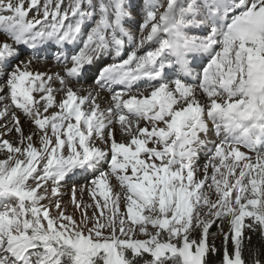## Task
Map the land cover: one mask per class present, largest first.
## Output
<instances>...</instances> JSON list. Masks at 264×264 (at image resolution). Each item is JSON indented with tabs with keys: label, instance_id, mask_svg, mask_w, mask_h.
<instances>
[{
	"label": "snow or ice",
	"instance_id": "6c2138e0",
	"mask_svg": "<svg viewBox=\"0 0 264 264\" xmlns=\"http://www.w3.org/2000/svg\"><path fill=\"white\" fill-rule=\"evenodd\" d=\"M261 149L264 0H0V264H264Z\"/></svg>",
	"mask_w": 264,
	"mask_h": 264
},
{
	"label": "rangeland",
	"instance_id": "374dc122",
	"mask_svg": "<svg viewBox=\"0 0 264 264\" xmlns=\"http://www.w3.org/2000/svg\"><path fill=\"white\" fill-rule=\"evenodd\" d=\"M249 155H255L254 153L252 154V153H249ZM204 162V155H203V153H201V156H200V163H203ZM85 199H87V198H85ZM69 211H71V208L69 209ZM212 231H216V229L215 228H213L212 229ZM216 244H217V246H220V244H221V241H220V239H217L216 240Z\"/></svg>",
	"mask_w": 264,
	"mask_h": 264
},
{
	"label": "trees",
	"instance_id": "16d2710c",
	"mask_svg": "<svg viewBox=\"0 0 264 264\" xmlns=\"http://www.w3.org/2000/svg\"><path fill=\"white\" fill-rule=\"evenodd\" d=\"M253 243H256L255 235H253Z\"/></svg>",
	"mask_w": 264,
	"mask_h": 264
}]
</instances>
